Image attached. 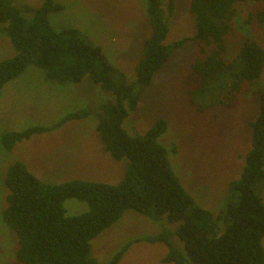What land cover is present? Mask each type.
<instances>
[{"label": "trees", "instance_id": "trees-1", "mask_svg": "<svg viewBox=\"0 0 264 264\" xmlns=\"http://www.w3.org/2000/svg\"><path fill=\"white\" fill-rule=\"evenodd\" d=\"M248 3L263 6L246 15L245 25H264V0H190L194 34L165 45V19L173 14V1L163 9L161 0H145L151 32L135 65V79L127 81L102 47L81 30L51 26L49 14L61 11L60 3L43 0L39 6H31L0 0V32L14 49L11 56L0 60V94L2 86L28 65L37 66L48 81L58 84L79 83L88 75L112 94L111 100L101 103L96 115V131L104 150L116 161L128 160L118 183L79 178L47 183L23 162L9 164L3 178L7 193L1 220L15 234L18 262L118 264L132 242L146 241L164 243L167 252L161 260L171 264H264V202L254 189L256 182L264 181V87L256 85L264 67V49L256 39L245 38L231 59L224 57L236 5ZM189 39L198 44L190 63L198 79L193 94L209 100V106L229 104L247 84L259 101L257 115L248 122L251 147L243 155L241 174L228 184V200L216 212L196 203L174 173L167 149L157 141L167 129L164 119H157L143 135H130L122 127L171 50ZM89 114L85 107L67 113L55 125L5 131L0 136L1 146L11 151L17 142L33 134ZM67 198L85 202L87 209L78 215H66L63 202ZM126 210L154 222L175 223L182 249L170 242L171 233L165 228L155 235L129 240L108 261H98L91 254V240Z\"/></svg>", "mask_w": 264, "mask_h": 264}, {"label": "rangeland", "instance_id": "rangeland-1", "mask_svg": "<svg viewBox=\"0 0 264 264\" xmlns=\"http://www.w3.org/2000/svg\"><path fill=\"white\" fill-rule=\"evenodd\" d=\"M13 1L16 5L31 6L43 2ZM54 1L63 9L49 14L53 28H78L102 47L127 81L135 79V65L151 32L145 0ZM168 1L161 0L163 9ZM172 1L173 14L165 19L168 26L165 45L191 37L195 32L190 0ZM262 6L263 3L236 5L232 30L225 40L224 57L231 59L245 38L256 39L264 49V25L244 23L249 12ZM197 50V42L191 39L171 50L168 60L154 74L122 127L130 135H143L157 119H164L167 129L157 141L167 149L174 173L196 203L216 212L228 200V184L241 174L243 155L251 147L248 122L257 115L259 101L247 84L229 104L209 106V100L205 102L203 97L193 94L198 79L190 63ZM4 56L7 55L0 52V59ZM256 81L257 86L264 87V67ZM65 84L46 86L42 70L28 65L22 74L11 80L4 96L0 97V136L5 131L33 125H55L67 113L85 107L90 111L87 117L17 142L11 151L4 150L0 143V264H21L15 259V234L1 220L7 193L3 178L9 164L21 161L47 183L72 178L118 183L124 176L128 160L112 159L104 151L96 131L100 105L111 100L112 94L101 89L88 75L79 83ZM68 130L84 131L86 135L70 139L65 137ZM254 189L264 202V181L256 182ZM63 207L66 215H78L87 209L85 202L75 198L65 199ZM165 228L171 233L170 242L182 249V242L175 234V223L154 222L134 210H126L118 221L91 240V254L98 261L106 262L127 241L155 235ZM262 246L264 248V237ZM166 252L167 246L162 242L134 241L118 264H171L161 260Z\"/></svg>", "mask_w": 264, "mask_h": 264}, {"label": "crops", "instance_id": "crops-1", "mask_svg": "<svg viewBox=\"0 0 264 264\" xmlns=\"http://www.w3.org/2000/svg\"><path fill=\"white\" fill-rule=\"evenodd\" d=\"M0 52H3L4 54L7 55V56H4V58H7V57L11 56L14 53V49H13L12 45L10 44L8 38L3 33H1V32H0ZM4 58H2V59H4ZM23 72H21L20 74H22ZM19 75H17V76H19ZM43 75H44V73H43ZM17 76L14 77V78H17ZM14 78H12V79H14ZM44 78H45V76H44ZM12 79H10L9 81H7L2 86V90H1L0 97L1 96L2 97L4 96V90L9 85V83L11 82ZM45 80L47 81V85L46 86H50V85H54V86H66V84H58V83H54V82L48 81L46 78H45ZM72 121H74V120H72ZM72 121H70V122H72ZM43 123H45V122H43ZM84 134L86 135V133L84 131L68 130V131L65 132V137L70 138V139H77L79 136H85Z\"/></svg>", "mask_w": 264, "mask_h": 264}]
</instances>
